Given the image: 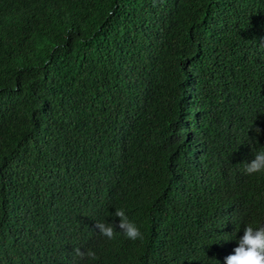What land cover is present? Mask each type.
Masks as SVG:
<instances>
[{
	"label": "trees",
	"instance_id": "obj_1",
	"mask_svg": "<svg viewBox=\"0 0 264 264\" xmlns=\"http://www.w3.org/2000/svg\"><path fill=\"white\" fill-rule=\"evenodd\" d=\"M0 264H264V0H0Z\"/></svg>",
	"mask_w": 264,
	"mask_h": 264
}]
</instances>
